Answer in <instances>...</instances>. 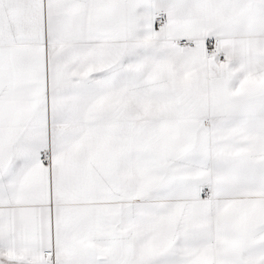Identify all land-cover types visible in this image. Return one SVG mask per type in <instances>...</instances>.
I'll return each mask as SVG.
<instances>
[{"label":"snow or ice","instance_id":"1","mask_svg":"<svg viewBox=\"0 0 264 264\" xmlns=\"http://www.w3.org/2000/svg\"><path fill=\"white\" fill-rule=\"evenodd\" d=\"M0 264H264V0H0Z\"/></svg>","mask_w":264,"mask_h":264}]
</instances>
